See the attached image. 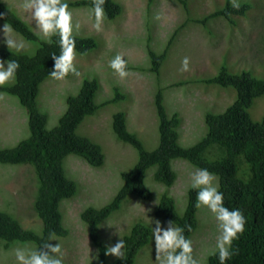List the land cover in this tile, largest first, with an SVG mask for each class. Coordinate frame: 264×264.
Returning a JSON list of instances; mask_svg holds the SVG:
<instances>
[{
    "label": "rangeland",
    "instance_id": "rangeland-1",
    "mask_svg": "<svg viewBox=\"0 0 264 264\" xmlns=\"http://www.w3.org/2000/svg\"><path fill=\"white\" fill-rule=\"evenodd\" d=\"M1 1L35 31L28 14L18 7L21 0ZM115 1L122 6V13L114 19H105L103 31L99 33L92 28L89 7L70 6L73 23L81 25L74 35L94 37L97 47L86 54H77L75 64L79 77L70 74L63 81L50 77L40 85L37 98L40 111L47 115L46 128L51 129L66 109L67 96L75 94L86 77L97 79L95 102L98 104L112 100L115 88L124 94V98L106 102L95 113L84 117L76 129L77 134L101 146L103 164L91 166L74 154L63 160L67 177L72 178L77 186V193L60 203L62 224L67 233L54 236L50 242L62 246L63 264H95L100 261V252L91 240L89 227L81 213L87 207L99 208L110 202L123 183L122 173L130 170L138 160L137 151L118 140L112 131L115 112H125L128 131L138 136L145 149L152 150L158 144L154 96L160 90L166 111L169 114L176 112L181 118L178 140L181 146L187 147L205 134V112H222L235 99L232 88L199 81L215 75L224 63V57L232 70L248 69L264 78V0H248L255 8L246 17H240L237 26L217 19L208 25H191L184 29L169 46L158 73L150 70L149 50L160 53L175 26L184 19L202 18L215 7H221L225 0H187L185 6L179 0H153L148 7V0ZM13 35L25 42V50L20 53H34L35 42L24 39L16 31ZM2 39L0 34V48H7ZM118 53L127 60L129 75L124 80H120L108 66V61ZM184 57L189 58V71H180ZM0 97H3L0 99V148L12 147L29 136L27 113L14 96L0 92ZM250 112L253 119L264 116V96L256 99ZM172 167L177 177L171 187L153 180V169H150L145 182L153 192L152 198L128 197L99 225V239L103 244L108 247L123 239L135 222L154 228V221L159 220L165 227L166 222L154 215L155 206L164 192L174 198L179 212L184 210L190 173L197 167L183 159H174ZM36 186L31 165L0 163V209L13 215L23 228L41 234V221L32 208ZM197 218L199 225L190 237L193 254L199 264H207L208 255L215 250L216 222L204 207L198 208ZM3 244L4 241L0 240V264H16L13 250L17 247L36 248L31 242L13 241L7 248ZM105 257L107 264L116 259L111 255ZM135 262L155 264L152 238L139 251Z\"/></svg>",
    "mask_w": 264,
    "mask_h": 264
},
{
    "label": "trees",
    "instance_id": "trees-1",
    "mask_svg": "<svg viewBox=\"0 0 264 264\" xmlns=\"http://www.w3.org/2000/svg\"><path fill=\"white\" fill-rule=\"evenodd\" d=\"M153 0H148L147 7ZM183 6L187 0H179ZM72 7H91V0L68 1ZM241 7L235 10L230 0H225L220 7H215L202 18L184 19L171 32L165 48L160 53L148 52L150 70L158 73L167 50L176 36L191 25L204 26L217 19H224L227 24L237 26L240 17H246L255 5L248 0H239ZM193 7V6H192ZM106 20L114 19L122 13V6L115 0H106ZM194 9V8H193ZM0 12L14 31L24 39L35 42L33 54L16 53L14 50L0 48V58L16 60L20 67L11 84L0 87V92L14 96L25 107L29 136L20 140L15 146L0 148V163L29 164L33 167L36 178V193L32 208L41 221V234L30 228H23L19 221L8 212L0 209V240L7 248L13 241L31 242L36 248L50 236H63L67 229L62 224L60 203L77 193V186L68 178L63 166L64 158L74 154L91 166H101L104 153L99 144L86 136L76 133V129L87 115L95 113L106 102L124 98V94L115 88V97L103 104L95 102L98 90L96 77L84 78L78 91L66 98V109L59 117L58 123L51 129L46 128L47 115L40 111L38 94L40 85L50 78L53 61L50 54L59 49L53 43L45 42L35 34L30 25L17 13L0 0ZM77 54H86L97 47L92 36L74 35ZM264 39V38H263ZM224 62L215 75L199 81L218 87H230L235 91V99L222 111H206L203 117L205 134L194 144L184 147L179 144L178 128L181 118L178 113L169 114L163 103L160 90L154 96V107L158 120V144L152 150L143 147L138 136L128 131L126 115L117 111L112 115V131L121 142L132 146L138 153L134 166L122 173L123 183L115 196L107 204L95 208L87 207L81 218L89 227L92 242L98 248L99 262L107 264L106 245L99 239V225L117 211L128 197L135 196L141 200H150L153 192L147 187L145 176L150 169L152 179L171 187L176 180V171L172 167L174 159H183L197 168H205L218 177L219 191L224 196V206L242 210L246 219L245 231L239 239L233 241V251H237L225 264H264V116L253 119L251 107L256 99L264 96V78L258 77L248 69L232 70ZM194 81V80H193ZM257 103V102H256ZM196 191L187 190L184 210L179 212L174 198L167 192L159 197L154 215L165 222L173 221L177 226L190 225L191 231L185 230L190 239L196 231L197 218ZM152 238V228L142 222H135L130 232L124 235V252L126 260H113L110 264H137L139 251ZM51 242V241H50ZM207 264H219L213 253L207 257Z\"/></svg>",
    "mask_w": 264,
    "mask_h": 264
},
{
    "label": "clouds",
    "instance_id": "clouds-1",
    "mask_svg": "<svg viewBox=\"0 0 264 264\" xmlns=\"http://www.w3.org/2000/svg\"><path fill=\"white\" fill-rule=\"evenodd\" d=\"M105 2L106 0H91L89 16L93 20L92 28L98 33L103 31L106 19ZM230 3L235 10L241 7L239 0H230ZM18 7L30 17L37 36L49 44L53 43L54 37L57 38L59 52L50 54L53 67L49 76L57 81L65 80L70 74L79 77L80 72L75 64L77 51L74 32H78L81 25L79 22L73 23L69 3L66 0H21ZM0 19H5L4 12H0ZM13 33L14 29L6 21L0 26L2 42L7 49L20 53L25 50V42L22 39L17 40ZM108 66L120 80L126 79L129 75L127 60L119 53L108 61ZM19 67L16 60L0 59V87L15 80ZM180 71H189L188 57L182 59ZM190 187L198 190L195 206L206 208L216 222L217 235L213 255L217 256L219 264H225L237 254V251H233V241L239 239L245 231L244 214L238 208L230 210L224 206V196L219 191L218 177L207 169L197 168L190 173ZM154 223L152 242L155 264H199V260L193 254L192 241L185 236L186 229L191 231L190 225L177 226L171 220L166 222L165 227L161 226L159 220ZM54 239V236H50L35 249L15 248L13 254L16 264H63L62 246L59 243H50ZM125 246V241L120 238L114 245L106 247L105 255L124 261Z\"/></svg>",
    "mask_w": 264,
    "mask_h": 264
}]
</instances>
